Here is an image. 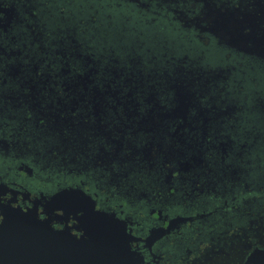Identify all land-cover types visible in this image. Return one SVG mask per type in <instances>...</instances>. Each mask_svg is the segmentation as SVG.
I'll list each match as a JSON object with an SVG mask.
<instances>
[{"label": "flooded vegetation", "instance_id": "af4514ba", "mask_svg": "<svg viewBox=\"0 0 264 264\" xmlns=\"http://www.w3.org/2000/svg\"><path fill=\"white\" fill-rule=\"evenodd\" d=\"M63 191L140 264L264 250V0H0V225L82 237Z\"/></svg>", "mask_w": 264, "mask_h": 264}, {"label": "water", "instance_id": "95a60500", "mask_svg": "<svg viewBox=\"0 0 264 264\" xmlns=\"http://www.w3.org/2000/svg\"><path fill=\"white\" fill-rule=\"evenodd\" d=\"M74 194L60 192L46 200L45 206L51 213L81 207L84 214L77 229L82 237L53 229L49 219L38 217L37 208L12 210L9 226L0 225V264H140L142 258L132 247L134 238L125 222L97 210L93 203L79 206ZM112 224L118 226L115 235ZM117 243L126 245L125 256L116 251ZM244 264H264V250L252 253Z\"/></svg>", "mask_w": 264, "mask_h": 264}, {"label": "snow or ice", "instance_id": "6c2138e0", "mask_svg": "<svg viewBox=\"0 0 264 264\" xmlns=\"http://www.w3.org/2000/svg\"><path fill=\"white\" fill-rule=\"evenodd\" d=\"M233 2L236 3L237 7H239L240 2H242V0H233ZM70 195H73V194H70ZM94 215H98V213H96ZM3 221H4V216L0 215V224H2ZM110 228H111L112 233L115 235V233L118 231V226L115 224H112L110 226ZM115 247H116V251H118L121 255H123V256L126 255V245H122V244L117 243L115 245Z\"/></svg>", "mask_w": 264, "mask_h": 264}, {"label": "rangeland", "instance_id": "374dc122", "mask_svg": "<svg viewBox=\"0 0 264 264\" xmlns=\"http://www.w3.org/2000/svg\"><path fill=\"white\" fill-rule=\"evenodd\" d=\"M234 253H236V254H237V250H236V252H234Z\"/></svg>", "mask_w": 264, "mask_h": 264}, {"label": "trees", "instance_id": "16d2710c", "mask_svg": "<svg viewBox=\"0 0 264 264\" xmlns=\"http://www.w3.org/2000/svg\"><path fill=\"white\" fill-rule=\"evenodd\" d=\"M255 2H258V0H255Z\"/></svg>", "mask_w": 264, "mask_h": 264}]
</instances>
